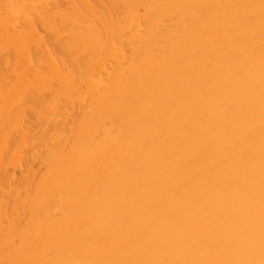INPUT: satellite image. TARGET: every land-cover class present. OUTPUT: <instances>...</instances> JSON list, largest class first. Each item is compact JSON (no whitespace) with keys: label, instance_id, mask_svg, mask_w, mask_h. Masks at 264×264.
Wrapping results in <instances>:
<instances>
[{"label":"bare ground","instance_id":"6f19581e","mask_svg":"<svg viewBox=\"0 0 264 264\" xmlns=\"http://www.w3.org/2000/svg\"><path fill=\"white\" fill-rule=\"evenodd\" d=\"M23 1L0 0V264H264V0Z\"/></svg>","mask_w":264,"mask_h":264},{"label":"rangeland","instance_id":"374dc122","mask_svg":"<svg viewBox=\"0 0 264 264\" xmlns=\"http://www.w3.org/2000/svg\"><path fill=\"white\" fill-rule=\"evenodd\" d=\"M18 1V4L20 3V1L22 2L21 4H19V6H18V8L21 10V8H24V5H26L27 3L25 2V1H23V0H17ZM52 0H50V2H48V0L46 1V0H43V1H41V2H43V3H41L40 1H38L42 6H43V11L41 10L40 11V14H42V13H46L47 12V15L48 16H52V18H54L53 16H55V18H54V20H55V22H57V23H59L61 20H63L64 18L66 19V18H74L75 17V15L77 14V12H79L80 10H81V8L83 7V5H84V0L82 1V0H72V1H69V0H53V2H51ZM61 1V2H60ZM66 1V2H65ZM95 0H92V2H94ZM107 0H96V2L97 3H103L102 5L104 6V3L106 2ZM23 2H25V3H23ZM80 2H82V3H80ZM95 2V3H96ZM9 3V4H8ZM8 3H5L4 4V7L3 6H1V7H3V8H1L2 9V12L4 11H6L8 8L7 7H10L9 9H8V11L10 12V10H11V12L10 13H12L13 14V17L14 16H18V17H22V16H25V12H23L22 14L21 13H19V12H17V14L18 15H16L15 13H13V10H12V5H10V4H12L11 2H8ZM48 3H50V4H48ZM69 3H71V4H69ZM99 3V4H100ZM55 4V5H54ZM106 4H108V1L105 3V5ZM10 5V6H9ZM20 5H21V8H20ZM49 5V6H48ZM73 5H74V7L76 8L74 11H73V9H74V7H73ZM52 6H53V8H52ZM69 6V7H68ZM72 6V7H71ZM50 7V8H49ZM56 7V8H55ZM106 7V6H105ZM7 8V9H6ZM18 8H16V9H18ZM52 8V9H51ZM71 8V9H70ZM73 8V9H72ZM5 9V10H4ZM47 9V11L46 12H44L45 10ZM48 11H50V12H48ZM66 11H71V13H69V12H66ZM7 12V11H6ZM67 13V14H70V16L68 17H66V15L65 14ZM76 13V14H75ZM21 14V15H20ZM51 14V15H50ZM74 15V16H73ZM57 16V17H56ZM40 33L41 34H45V31H43V30H40ZM62 36V35H61ZM60 40H61V37H60ZM59 40V41H60ZM56 44H60V43H58V42H55ZM61 43H62V41H61ZM59 48V47H58ZM79 50H80V48H78ZM59 50H61V47H60V49ZM76 51V50H75ZM74 51V52H75ZM58 52V51H57ZM59 54L61 53V52H58ZM84 53V52H83ZM84 56H86L85 54H84ZM83 56V57H84ZM106 63L108 64V62L106 61ZM110 69V68H109ZM3 71V69L1 70V72ZM5 72V73H4ZM2 73H4L8 78H10V79H12L13 80V76L8 72V70H4ZM2 73H0V75H1V78H2ZM6 76H3V77H5V79H6ZM7 78V79H8ZM56 84V83H55ZM58 85H55L54 87H56V88H58L57 87ZM27 90V89H26ZM34 90H36L35 88H34ZM28 91L31 93V92H33V89H31V91H30V89H28ZM35 92H37V91H35ZM27 91H26V93H25V91L23 92L22 91V94H24V95H27ZM29 93V94H30ZM27 95V96H30V95ZM35 94V96L37 95V94H39V93H34ZM47 94V95H46ZM5 95H7V93L5 94ZM10 95V97H11V99H13V98H15V99H17V96H18V93L17 92H11V93H9L8 95H7V97ZM19 95H20V92H19ZM24 95H22V97H24ZM50 95H51V93H48V91L47 92H45V96L46 97H44V98H46L47 100H49L48 98L50 97ZM16 96V97H15ZM26 96V97H27ZM35 96H34V98H35ZM73 96H75V98L77 97V95L75 94V95H73ZM9 97V98H10ZM22 97H18L19 99L17 100V101H21L20 100V98H22ZM31 97H32V99H31ZM31 97H29V99H30V101H29V99H28V101L29 102H31V100L32 101H36V98L34 99L33 98V95H31ZM38 97V96H37ZM63 97V96H62ZM61 96L59 97V100H60V103H62L63 102V100L65 101L66 100V98L64 99V98H62ZM23 99H25V97L23 98ZM27 99V98H26ZM37 99H40V96L37 98ZM63 99V100H62ZM38 102H35V105L33 106L34 108H35V106L37 107V105H38V107H41L42 106V104H40V102L42 101L41 99L40 100H37ZM62 101V102H61ZM34 102H32V104L34 103ZM38 103V104H37ZM40 105V106H39ZM37 110H38V108H36ZM42 109L41 108H39V111H41ZM30 144V145H29ZM39 145H40V148H39ZM42 145V146H41ZM45 144L44 143H40V144H35V145H31V143L29 142L27 145H26V149L29 151V152H32V151H36V152H39V153H42V152H44L45 151V146H44ZM29 146H33V147H29ZM42 147H43V149H42ZM31 149V150H30ZM37 149V150H36ZM43 150V151H42ZM39 164V162H36L34 165H33V168L36 166V165H38ZM38 167V166H37ZM36 167V168H37ZM35 182H36V180H35ZM2 188H4V187H1L0 188V190L2 191V190H4V192L5 191H7V189L5 190V189H2ZM3 192V191H2ZM6 193V192H5ZM21 193H23V192H21ZM20 193V194H21ZM3 194V193H2ZM22 195V194H21ZM24 196H25V194H24ZM23 195L21 196V197H24ZM3 197V196H2ZM7 196L5 195V197L4 198H6ZM20 197V198H21ZM0 199H1V195H0ZM3 199V198H2ZM22 199V198H21ZM28 211V210H27ZM26 211V209H25V211H24V217L23 218H28V212ZM21 213H23L22 212V208H21ZM19 226V225H18ZM14 243V242H13Z\"/></svg>","mask_w":264,"mask_h":264}]
</instances>
